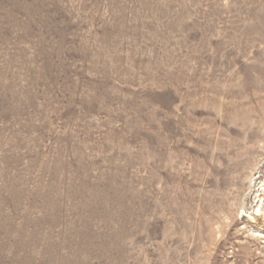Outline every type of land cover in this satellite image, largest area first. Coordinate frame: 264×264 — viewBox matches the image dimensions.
<instances>
[{
  "label": "rangeland",
  "instance_id": "1",
  "mask_svg": "<svg viewBox=\"0 0 264 264\" xmlns=\"http://www.w3.org/2000/svg\"><path fill=\"white\" fill-rule=\"evenodd\" d=\"M263 170L264 0H0V264H264Z\"/></svg>",
  "mask_w": 264,
  "mask_h": 264
},
{
  "label": "bare ground",
  "instance_id": "2",
  "mask_svg": "<svg viewBox=\"0 0 264 264\" xmlns=\"http://www.w3.org/2000/svg\"><path fill=\"white\" fill-rule=\"evenodd\" d=\"M258 161L255 163L253 167H257ZM254 168V170H255ZM261 168V167H260ZM264 171V170H263ZM262 171V172H263ZM261 172V173H262ZM259 180V184H257L256 180ZM248 189H250L251 194L254 195L253 202H255V207L251 209L252 211H246L244 209L241 210L243 216L249 217L252 222H257L258 218H262L264 220V174H259L257 178H255L254 174H252L248 181ZM250 236L258 237L263 236L260 230L249 229ZM263 238V237H261Z\"/></svg>",
  "mask_w": 264,
  "mask_h": 264
}]
</instances>
